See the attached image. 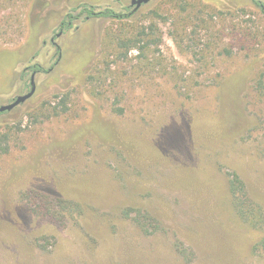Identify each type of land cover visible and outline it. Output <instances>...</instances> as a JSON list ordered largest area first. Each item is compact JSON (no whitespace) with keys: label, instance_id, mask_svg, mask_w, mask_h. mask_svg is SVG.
I'll list each match as a JSON object with an SVG mask.
<instances>
[{"label":"rangeland","instance_id":"1","mask_svg":"<svg viewBox=\"0 0 264 264\" xmlns=\"http://www.w3.org/2000/svg\"><path fill=\"white\" fill-rule=\"evenodd\" d=\"M187 1L208 13L186 17ZM80 3L132 16H68ZM130 3L0 0V105L35 85L0 114V264H264V14ZM125 25L152 39L126 58ZM235 174L262 216L241 215Z\"/></svg>","mask_w":264,"mask_h":264},{"label":"trees","instance_id":"2","mask_svg":"<svg viewBox=\"0 0 264 264\" xmlns=\"http://www.w3.org/2000/svg\"><path fill=\"white\" fill-rule=\"evenodd\" d=\"M256 6L260 9L261 13L264 14V2L261 0H253ZM183 10L187 12L186 17L188 18H199V15L202 13H208L206 11L207 8H209L206 4L202 3L201 1L192 3L191 1H187L185 5L182 6ZM131 7L127 6L124 8V10H130ZM79 12L77 14L69 13L68 16L71 18H76L82 14H86L88 17H105V18H111L113 20H118L120 23H123L125 20H127L129 17L132 16V11L126 12L123 10H116L112 6H104L103 8L96 10V7L88 4V3H80L78 6H75L71 9V11H77ZM210 12V11H209ZM124 27H121V29L118 31L121 33L116 32V38L118 41V56H122L126 58L128 56V52L131 49H137L140 52H143L146 48H148L151 44V40L149 39L148 35L146 34L145 30L140 31L138 34H133L132 32H127L129 30H126ZM110 31V30H109ZM108 31V33H109ZM112 32V31H111ZM110 32V34H111ZM28 69L30 70H40L42 67L40 65L34 64L31 66H28ZM26 68L24 71V74L26 71H28ZM67 95H65L61 99V104L63 105L62 108L58 109L57 106L53 107L54 113L53 115H58L60 112L66 111L67 106L65 104ZM59 110V111H58ZM2 112H0L1 114ZM2 140H0V146H1ZM8 145L0 147L1 151H7ZM230 186L231 191L234 194L236 198V205L238 206L241 215H253L254 218L262 216L261 214L263 211L260 210V208L255 209L251 205H244L246 204V200L248 198H244L246 196V191L243 182L240 180L239 176L237 174L234 175V177L230 180ZM244 206H247L246 209H244ZM137 211V210H136ZM131 212V211H130ZM130 212H127L128 216H132ZM258 215H257V214ZM133 221L134 223L140 228V230H143L144 232L151 233L155 232L156 228L157 230L160 229V225H154L153 223L158 222V219L149 213H142L140 210L136 212V214L133 215ZM254 221L253 224L263 225L264 219H256L252 220ZM157 224V223H156ZM262 245L261 241L257 243V247ZM264 245V241H263ZM176 248L179 251V253L183 254L185 257H189L192 255V251H190L188 248L184 247L182 243H176Z\"/></svg>","mask_w":264,"mask_h":264},{"label":"water","instance_id":"3","mask_svg":"<svg viewBox=\"0 0 264 264\" xmlns=\"http://www.w3.org/2000/svg\"><path fill=\"white\" fill-rule=\"evenodd\" d=\"M149 1L150 0H131L130 6L133 7L135 10L141 7L143 4L148 3ZM34 92H35V85L32 79V87L30 91L22 95H17L16 97L13 98V100L10 103L0 105V112L12 110L16 106L20 105L21 103L29 99L34 94Z\"/></svg>","mask_w":264,"mask_h":264},{"label":"flooded vegetation","instance_id":"4","mask_svg":"<svg viewBox=\"0 0 264 264\" xmlns=\"http://www.w3.org/2000/svg\"><path fill=\"white\" fill-rule=\"evenodd\" d=\"M64 24H65L64 22L61 23L62 26H63ZM70 24H71V21H68L67 25H70ZM53 40H54V37L52 38V42H53ZM27 69H28V67H27ZM28 70H30V69H28ZM32 71H33V73H34V72H38V71H40V70H35V69H34V70H32ZM33 77H34V75L31 76V80L33 79Z\"/></svg>","mask_w":264,"mask_h":264}]
</instances>
